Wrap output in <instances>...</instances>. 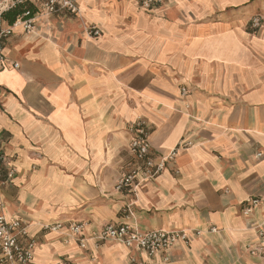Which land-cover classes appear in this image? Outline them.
<instances>
[{"label":"crops","instance_id":"0c3cea01","mask_svg":"<svg viewBox=\"0 0 264 264\" xmlns=\"http://www.w3.org/2000/svg\"><path fill=\"white\" fill-rule=\"evenodd\" d=\"M78 7V15L38 18L33 34L17 28L0 65V149L17 171L0 203L8 220L30 225L35 261L264 264L247 251L252 225L264 227V26L250 25L264 16V0ZM89 26L101 35L90 37ZM138 119L149 125L155 159L179 142L192 147L155 180L117 192ZM252 198L261 205L244 218ZM66 220L87 222V233L130 223L201 236L177 245L165 263L162 254L148 258L115 243L82 250L41 230Z\"/></svg>","mask_w":264,"mask_h":264},{"label":"built area","instance_id":"2783aa9c","mask_svg":"<svg viewBox=\"0 0 264 264\" xmlns=\"http://www.w3.org/2000/svg\"><path fill=\"white\" fill-rule=\"evenodd\" d=\"M38 12L32 15L26 12L12 25L3 26L0 24V65L4 64V43L10 38L17 28L22 29L26 34H33L37 30V19L43 16H50L61 11L74 15L79 14L78 0H33ZM167 0H140L141 8L148 11L152 8L164 5ZM251 27L258 30L264 25V18L254 17L251 20ZM88 34L92 38L101 35L96 26H89ZM16 68L19 66L16 64ZM188 93L186 88L182 89V95ZM130 141L128 152L132 158V165L128 172L120 177L115 190H137L146 182L155 180L175 163L179 153L192 147L189 142H179L161 158L155 159L151 154L150 128L145 119H138L130 128ZM7 157L0 149V192L9 185L16 177L15 168H7ZM261 200L252 198L242 208V216L248 218L255 209L260 207ZM256 231V239L247 246L249 256L264 259V227L263 225H252ZM30 225L23 219L8 220L4 212V205L0 203V264H38L34 257L36 241L30 236ZM89 224L83 221L66 220L46 223L41 225V230L60 236L66 242L75 241L82 250L87 249L92 243L95 247L103 243H115L122 245L127 250H139L148 258H154L159 254L164 256V262H169V254L177 245L189 246L195 237L201 236L197 230H166L157 229L142 231L130 223L120 225L107 224L101 228L87 233ZM211 233H217L213 228ZM134 264H144L132 258ZM55 264H68L62 260Z\"/></svg>","mask_w":264,"mask_h":264},{"label":"trees","instance_id":"16d2710c","mask_svg":"<svg viewBox=\"0 0 264 264\" xmlns=\"http://www.w3.org/2000/svg\"><path fill=\"white\" fill-rule=\"evenodd\" d=\"M26 12L34 15L38 12V8L32 1H17L8 10L0 12V20L7 26L12 25L16 20L23 17Z\"/></svg>","mask_w":264,"mask_h":264},{"label":"rangeland","instance_id":"374dc122","mask_svg":"<svg viewBox=\"0 0 264 264\" xmlns=\"http://www.w3.org/2000/svg\"><path fill=\"white\" fill-rule=\"evenodd\" d=\"M17 1H26V0H0V12H4L6 10H8L13 4H15ZM254 17H262L264 18V16H262L261 14L259 15H255L251 18V20L254 18ZM251 20H250V23H251ZM1 22V20H0ZM2 23V22H1ZM251 25V24H250ZM264 26V25H263ZM253 28V27H252ZM261 29V28H260Z\"/></svg>","mask_w":264,"mask_h":264}]
</instances>
